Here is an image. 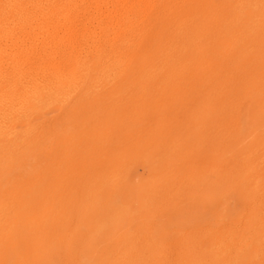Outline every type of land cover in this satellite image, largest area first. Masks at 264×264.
I'll return each instance as SVG.
<instances>
[{
	"label": "rangeland",
	"instance_id": "374dc122",
	"mask_svg": "<svg viewBox=\"0 0 264 264\" xmlns=\"http://www.w3.org/2000/svg\"><path fill=\"white\" fill-rule=\"evenodd\" d=\"M246 3H170L135 74L90 75L0 139V264H174L201 231L249 221L218 186L264 154V0ZM166 177L180 184L161 195ZM257 240L248 264L264 226Z\"/></svg>",
	"mask_w": 264,
	"mask_h": 264
},
{
	"label": "bare ground",
	"instance_id": "6f19581e",
	"mask_svg": "<svg viewBox=\"0 0 264 264\" xmlns=\"http://www.w3.org/2000/svg\"><path fill=\"white\" fill-rule=\"evenodd\" d=\"M185 1L0 0V139L6 142L15 139L17 126L27 124L35 108L46 107L70 91L88 87L90 75H104L115 82L131 69L135 74L138 69L131 67V62L151 23L165 16L170 3L177 6ZM239 2L253 3L254 0ZM262 148L264 150V146ZM259 152L261 149H252L250 156H257ZM240 168L244 169L243 173L232 172L230 178L219 182L218 186L224 196L236 195L246 203L249 221L225 226L223 219L218 229L201 231L189 246H182L176 252L174 264H248L254 261L259 240L252 242L251 233L262 231L264 226V212L261 213L264 154L256 159H244ZM178 184L179 180L166 177L160 194H168L169 188ZM73 204L68 206L72 208ZM26 255L23 253V257L27 258ZM134 257L124 258L123 262L144 264L152 255L145 261Z\"/></svg>",
	"mask_w": 264,
	"mask_h": 264
}]
</instances>
